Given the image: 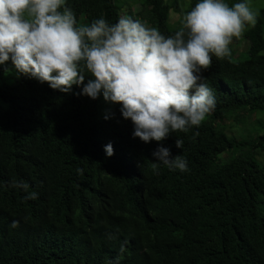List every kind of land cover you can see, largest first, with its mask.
Returning a JSON list of instances; mask_svg holds the SVG:
<instances>
[{
  "label": "trees",
  "instance_id": "obj_1",
  "mask_svg": "<svg viewBox=\"0 0 264 264\" xmlns=\"http://www.w3.org/2000/svg\"><path fill=\"white\" fill-rule=\"evenodd\" d=\"M198 2L66 5L77 26L129 16L168 36ZM240 39L249 42L245 52L231 42L230 56H213L202 71L215 108L161 142L134 138L121 105L102 93L77 95L83 85L62 93L15 69L17 79L0 84V264H264V7ZM7 68L0 65V79ZM161 146L185 157L188 170L154 171ZM13 179L37 198L25 199Z\"/></svg>",
  "mask_w": 264,
  "mask_h": 264
},
{
  "label": "clouds",
  "instance_id": "obj_2",
  "mask_svg": "<svg viewBox=\"0 0 264 264\" xmlns=\"http://www.w3.org/2000/svg\"><path fill=\"white\" fill-rule=\"evenodd\" d=\"M259 11L245 2L229 6L225 0H199L182 16V26L165 36L140 20L121 16L110 24L94 19L77 26L66 0H0V65L9 60L19 74L48 83L53 90L120 104L123 118L134 125L133 137L144 143L161 142L176 131L198 127L215 108V95L202 71L212 57L230 56L233 37L254 27ZM91 79L85 83V74ZM179 138L175 146L182 148ZM107 156L114 154L111 143ZM159 164L185 172L188 162L167 147L153 153ZM28 193L26 181L9 182ZM13 221L11 227H16ZM123 251V246L121 248Z\"/></svg>",
  "mask_w": 264,
  "mask_h": 264
},
{
  "label": "rangeland",
  "instance_id": "obj_3",
  "mask_svg": "<svg viewBox=\"0 0 264 264\" xmlns=\"http://www.w3.org/2000/svg\"><path fill=\"white\" fill-rule=\"evenodd\" d=\"M249 4L252 6L253 9L259 11V9L264 7V0H248ZM178 20V14L175 12H172L170 14V21L173 23L175 21ZM248 27V26H246ZM242 37V35L240 37H233L232 39V46L233 48L238 52V53H243L247 50L249 42L247 40H241L240 38ZM3 65H8V68L6 69V71L4 72V76L0 79V84L3 82L6 83H11L13 81H15L17 79V73L15 72V67L9 65V61L6 62ZM237 130H239L240 133V129L239 127H234ZM260 156V158L262 159L263 156L261 155V153L258 155Z\"/></svg>",
  "mask_w": 264,
  "mask_h": 264
}]
</instances>
